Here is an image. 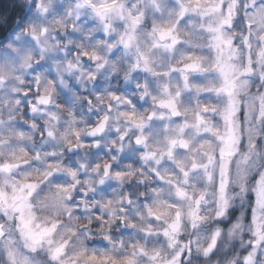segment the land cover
Instances as JSON below:
<instances>
[{
	"label": "snow or ice",
	"instance_id": "snow-or-ice-1",
	"mask_svg": "<svg viewBox=\"0 0 264 264\" xmlns=\"http://www.w3.org/2000/svg\"><path fill=\"white\" fill-rule=\"evenodd\" d=\"M10 2L0 264H264V0Z\"/></svg>",
	"mask_w": 264,
	"mask_h": 264
},
{
	"label": "trees",
	"instance_id": "trees-1",
	"mask_svg": "<svg viewBox=\"0 0 264 264\" xmlns=\"http://www.w3.org/2000/svg\"><path fill=\"white\" fill-rule=\"evenodd\" d=\"M0 3H3L4 8H5L7 14L11 12L12 5H11L10 0H0Z\"/></svg>",
	"mask_w": 264,
	"mask_h": 264
},
{
	"label": "clouds",
	"instance_id": "clouds-1",
	"mask_svg": "<svg viewBox=\"0 0 264 264\" xmlns=\"http://www.w3.org/2000/svg\"><path fill=\"white\" fill-rule=\"evenodd\" d=\"M5 15H7V12H5ZM5 23H6V21H5Z\"/></svg>",
	"mask_w": 264,
	"mask_h": 264
}]
</instances>
